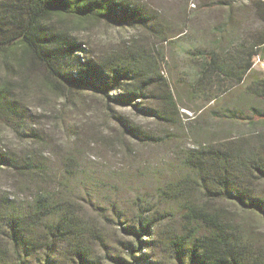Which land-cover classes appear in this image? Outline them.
Instances as JSON below:
<instances>
[{
	"label": "trees",
	"instance_id": "16d2710c",
	"mask_svg": "<svg viewBox=\"0 0 264 264\" xmlns=\"http://www.w3.org/2000/svg\"><path fill=\"white\" fill-rule=\"evenodd\" d=\"M241 1L204 5L200 12L216 23L196 27L181 45L188 93L212 103L238 89L239 101L225 114L248 131L180 152L186 174L158 193L159 204L178 216L141 206L121 228L133 238L121 242L132 262L103 255L102 234L49 187L41 164L0 149V169L45 184L26 188L27 199L0 191V264H161L143 251L164 247L177 264H264L243 220L253 214L264 222V73L254 68L256 59L264 61V0ZM101 25L133 35L102 52L83 36ZM172 29L140 0H0V122L11 123L21 137H36L14 87L35 72L60 96L88 86L109 108L132 107L163 125L174 123L180 105L161 52L153 53L184 37L183 29ZM112 115L133 142L159 141L123 114Z\"/></svg>",
	"mask_w": 264,
	"mask_h": 264
},
{
	"label": "rangeland",
	"instance_id": "374dc122",
	"mask_svg": "<svg viewBox=\"0 0 264 264\" xmlns=\"http://www.w3.org/2000/svg\"><path fill=\"white\" fill-rule=\"evenodd\" d=\"M140 1L169 22L172 32L183 29L185 33L180 40L157 45L158 48L151 44L153 39L147 40L149 46L154 47L153 53L161 52L162 69L179 102V115L174 123L163 125L145 117L138 109L109 106L112 112L123 114L159 138L157 143L133 142L113 117L105 96L97 90L85 86L60 96L49 90L42 76L35 72L23 76L14 87L17 88L16 99L25 109L28 126L36 137H21L11 123L0 122V149L33 156L43 167L49 187H55L73 204L76 215L102 234L106 249L98 251L126 258L128 262L132 259L123 253L121 242L133 241V238L127 237L121 228L134 219L141 206L167 211L171 218L179 214L174 207L165 209L159 204L158 193L186 174L179 159L180 152L195 143L248 131L245 125L230 121L225 114L227 107L239 101L238 89L229 98L206 103L190 95L185 86L189 80L184 75L187 55L181 45L191 41L196 27L216 23L213 15L200 10L204 5L222 0ZM132 35V31L101 25L83 36L93 48L105 52L123 44ZM262 63L263 60L256 59L254 68L264 73ZM4 71V66L0 67V73ZM44 185L0 169V191L7 194L27 199L26 188ZM243 220L254 245L264 254V222L253 214H245ZM143 252L154 255L161 264H177L165 247ZM111 264L117 263L111 261Z\"/></svg>",
	"mask_w": 264,
	"mask_h": 264
},
{
	"label": "built area",
	"instance_id": "2783aa9c",
	"mask_svg": "<svg viewBox=\"0 0 264 264\" xmlns=\"http://www.w3.org/2000/svg\"><path fill=\"white\" fill-rule=\"evenodd\" d=\"M263 67H264V63H262Z\"/></svg>",
	"mask_w": 264,
	"mask_h": 264
}]
</instances>
